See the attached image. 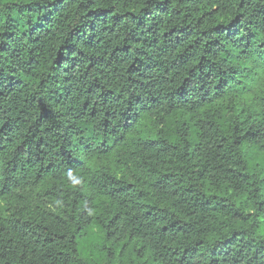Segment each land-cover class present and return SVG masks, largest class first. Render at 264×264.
<instances>
[{"label":"trees","instance_id":"16d2710c","mask_svg":"<svg viewBox=\"0 0 264 264\" xmlns=\"http://www.w3.org/2000/svg\"><path fill=\"white\" fill-rule=\"evenodd\" d=\"M263 169L264 0H0V264H264Z\"/></svg>","mask_w":264,"mask_h":264},{"label":"rangeland","instance_id":"374dc122","mask_svg":"<svg viewBox=\"0 0 264 264\" xmlns=\"http://www.w3.org/2000/svg\"><path fill=\"white\" fill-rule=\"evenodd\" d=\"M149 124V123H148ZM264 171V169H263ZM38 189L42 190V187H39ZM3 211V208L0 206V212ZM99 234L97 232L96 228H91L87 231V234L85 237H83V239L80 240V244L83 246L79 245V251H81L82 253L84 252V250L86 252H90L93 253L95 256H97V258L103 261V257L99 254L96 246L99 242Z\"/></svg>","mask_w":264,"mask_h":264}]
</instances>
